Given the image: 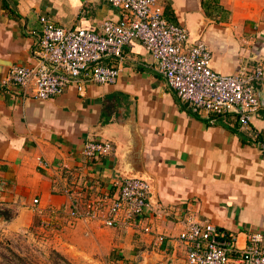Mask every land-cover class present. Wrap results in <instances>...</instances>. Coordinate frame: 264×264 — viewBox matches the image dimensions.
<instances>
[{
	"label": "crops",
	"instance_id": "1",
	"mask_svg": "<svg viewBox=\"0 0 264 264\" xmlns=\"http://www.w3.org/2000/svg\"><path fill=\"white\" fill-rule=\"evenodd\" d=\"M156 1L189 44H205L213 72L249 75L264 57V0ZM39 17L99 34L119 12L107 0H0V210L12 216L0 217L1 228L15 233L34 220L55 231L52 242L63 255L83 243L113 264H185L176 236L188 211L201 225L230 234L237 248L248 234L264 231V82L253 83L258 108L241 128L230 115L194 111L180 101L132 40L120 59L100 61L119 70L113 84H86L81 92L68 86L35 100L1 81L12 65L35 64ZM132 117L154 203L128 229L69 219L73 198L110 199L117 192ZM89 140L110 142L113 151L86 159L81 149ZM156 206L164 213H154ZM154 234L163 237L155 249Z\"/></svg>",
	"mask_w": 264,
	"mask_h": 264
},
{
	"label": "built area",
	"instance_id": "2",
	"mask_svg": "<svg viewBox=\"0 0 264 264\" xmlns=\"http://www.w3.org/2000/svg\"><path fill=\"white\" fill-rule=\"evenodd\" d=\"M107 1L118 10L119 19L104 21L99 34L59 28L39 17L35 64L12 65L1 82L35 100L57 96L68 86L81 92L86 84L110 85L119 70L100 61L106 57L120 59L121 49L136 40L180 101L194 111L230 115L239 127L247 126L258 108L253 83L264 82V57L249 75H219L210 69L211 54L205 44L197 41L190 45L187 32L164 19L156 0ZM112 151L110 142L89 140L83 144L81 155L94 159ZM147 189L143 181L122 180L110 199L78 202L73 198L67 216L106 228H133L137 217L151 206ZM153 211L164 213L157 206ZM177 223L176 240L184 248L185 264H264V231L248 234L244 246L237 248L230 234L201 225L193 212H186ZM142 231L149 233L147 227ZM162 239L152 235L151 247L157 248Z\"/></svg>",
	"mask_w": 264,
	"mask_h": 264
},
{
	"label": "rangeland",
	"instance_id": "3",
	"mask_svg": "<svg viewBox=\"0 0 264 264\" xmlns=\"http://www.w3.org/2000/svg\"><path fill=\"white\" fill-rule=\"evenodd\" d=\"M0 224V264H113L105 262L100 253H88L86 244L80 243L77 252L70 248V256L60 253L55 244V231L31 225L19 232H7ZM83 249V250H81Z\"/></svg>",
	"mask_w": 264,
	"mask_h": 264
},
{
	"label": "water",
	"instance_id": "4",
	"mask_svg": "<svg viewBox=\"0 0 264 264\" xmlns=\"http://www.w3.org/2000/svg\"><path fill=\"white\" fill-rule=\"evenodd\" d=\"M192 45V43L190 44ZM128 151L125 155L124 174L122 180L136 179L143 181L148 186V194L151 192V177L147 176L139 159L140 139L136 133L133 117L126 123ZM149 199V198H148ZM151 202V201H150ZM151 203H154L153 201ZM2 218V217H1Z\"/></svg>",
	"mask_w": 264,
	"mask_h": 264
},
{
	"label": "trees",
	"instance_id": "5",
	"mask_svg": "<svg viewBox=\"0 0 264 264\" xmlns=\"http://www.w3.org/2000/svg\"><path fill=\"white\" fill-rule=\"evenodd\" d=\"M0 217H2V219L6 222L9 221L11 219V214L8 213L7 210H0Z\"/></svg>",
	"mask_w": 264,
	"mask_h": 264
}]
</instances>
